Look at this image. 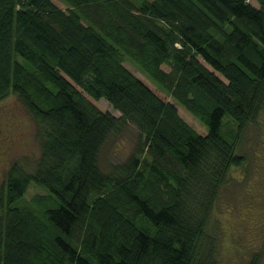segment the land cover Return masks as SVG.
Returning a JSON list of instances; mask_svg holds the SVG:
<instances>
[{
  "label": "trees",
  "instance_id": "1",
  "mask_svg": "<svg viewBox=\"0 0 264 264\" xmlns=\"http://www.w3.org/2000/svg\"><path fill=\"white\" fill-rule=\"evenodd\" d=\"M62 1L0 0V100L41 151L1 185L0 264H222L208 224L264 115V0Z\"/></svg>",
  "mask_w": 264,
  "mask_h": 264
},
{
  "label": "rangeland",
  "instance_id": "2",
  "mask_svg": "<svg viewBox=\"0 0 264 264\" xmlns=\"http://www.w3.org/2000/svg\"><path fill=\"white\" fill-rule=\"evenodd\" d=\"M53 1L63 9L68 8L62 0ZM250 1L258 5V0ZM127 65L142 75L131 63ZM94 102L101 109L119 115L106 99ZM194 121L200 125L198 120ZM0 127L4 141L8 140L0 152L1 188L14 163H21L30 170L41 151L37 124L15 93L0 100ZM133 134L128 140L109 141L101 154V164L107 167L111 161L124 159L132 147ZM243 141L247 164L232 171V177L222 187L213 206L208 224V231L218 242L217 256L222 264H248L256 252H260V261L264 264V115L247 127ZM40 192L44 190L31 183L25 198L30 199Z\"/></svg>",
  "mask_w": 264,
  "mask_h": 264
},
{
  "label": "flooded vegetation",
  "instance_id": "3",
  "mask_svg": "<svg viewBox=\"0 0 264 264\" xmlns=\"http://www.w3.org/2000/svg\"><path fill=\"white\" fill-rule=\"evenodd\" d=\"M3 131H2V128L0 127V152H2L3 150H4V146H3V144L5 143V142H7L8 140H6V141H4V139H3ZM1 134H2V137H1ZM2 144V145H1ZM2 163V160L0 159V164Z\"/></svg>",
  "mask_w": 264,
  "mask_h": 264
}]
</instances>
